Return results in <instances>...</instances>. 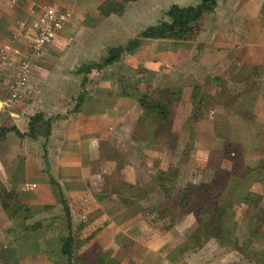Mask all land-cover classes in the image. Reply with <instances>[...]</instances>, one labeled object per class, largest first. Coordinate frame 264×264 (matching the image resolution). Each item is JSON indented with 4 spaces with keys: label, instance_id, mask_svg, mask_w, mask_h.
I'll list each match as a JSON object with an SVG mask.
<instances>
[{
    "label": "crops",
    "instance_id": "1",
    "mask_svg": "<svg viewBox=\"0 0 264 264\" xmlns=\"http://www.w3.org/2000/svg\"><path fill=\"white\" fill-rule=\"evenodd\" d=\"M50 1L44 4L55 5L61 18L38 56L29 40L15 33L21 27L29 32L26 29L31 26L22 20L29 22L42 1L0 0V99L11 87H16L13 80L17 62L25 59L28 69L23 84L16 87L20 99L0 109V128L7 129L0 139V208L3 205L17 209L18 217L36 225L35 229L27 230L25 238L19 230L15 236H9L8 246L1 244L3 234L0 233V262L8 255L9 259L3 261L8 264H53L48 256L51 251L60 255L61 240L67 234L62 199L68 210L70 228H74L73 264H99L104 262L98 259L103 256H108L112 264H255L252 259H244L239 249L221 246L214 238L200 247H187L188 236L196 223L191 213L177 205L181 183L177 187L180 189L174 188L170 196L179 214L170 226L163 228L162 221L166 218L155 215L156 210L148 207L146 195L153 190L162 194L153 175L158 170H167L169 163H143V169L122 165L118 171L113 145L124 138L119 135L120 131L129 133L138 114L154 118L151 111L158 100L149 104L150 110L138 103L146 86L154 80L164 82L158 88L155 86L158 96L162 89L178 85L173 87L183 111L177 112L181 120L174 123L175 129L182 125L185 128L193 85L199 87L203 97L223 94L236 97L247 82L255 81L250 92L254 91L248 110L249 125L230 126L240 129L241 159L239 164L235 163L239 171L236 173L248 184L238 190L239 199L233 201L231 209L223 205L222 198L219 204L224 209L223 225L232 229L237 245L247 243L249 254L258 251L264 244H255L257 238L264 241V219L255 218L257 208H264V167L258 165L264 161V24L258 20L264 0H236L238 6L229 11L226 23L209 24V33L200 40V34L206 29L204 20L213 19L217 0L213 11L203 15L194 39H144L131 54H121L116 61L84 74L72 71L81 64L99 63L107 48L123 45L133 38L131 32L139 33L146 27L140 24L146 11L160 13L173 4L185 6L181 2L191 0H153L155 5L148 8L145 3L151 0H112L124 1L119 12L110 9L101 12L99 6L105 0ZM198 1L193 0L192 4ZM87 16L93 19L85 21ZM117 16L121 19L115 28L111 20ZM113 39L118 43H111ZM92 49H103L100 61H93L97 56L88 57L93 56ZM6 62L12 65L7 66ZM241 104L239 101L234 111L238 117L234 121H244L238 115ZM214 112L225 116L228 108L218 99L209 115L197 118L188 127L189 135L192 137L194 130L195 135L206 129L214 136L215 129L225 127L214 120ZM36 113L44 119L51 117L46 137L37 132L32 136L28 133L29 118ZM182 140L176 135L177 144L181 145ZM5 145L9 147L3 151ZM125 158L129 161L127 155ZM140 159L137 157L138 162ZM246 168L251 170L246 172ZM113 179H121L127 185L137 183L144 197L132 202L125 199L124 203L112 188L117 183ZM185 181L206 182L193 178ZM246 192L259 196L256 208L241 201ZM3 219L8 221L7 216L0 215V232L10 226L4 225ZM247 224L249 228L256 225L259 230L250 236L243 232ZM75 253L79 262L73 261ZM88 255L91 261H86Z\"/></svg>",
    "mask_w": 264,
    "mask_h": 264
},
{
    "label": "rangeland",
    "instance_id": "2",
    "mask_svg": "<svg viewBox=\"0 0 264 264\" xmlns=\"http://www.w3.org/2000/svg\"><path fill=\"white\" fill-rule=\"evenodd\" d=\"M42 4L44 3H52L50 0H41ZM193 0L189 2H181L180 5H192ZM180 3V2H179ZM218 7L216 8V12L214 15H211V18L213 19H207L204 20V29L205 33L202 31L200 34L199 38L200 40H203L204 37L209 33V24H215V25H223V23H226V21L229 18V11H231L234 7L238 6V3L236 0H218ZM159 4V2H157ZM147 8L149 6H154L155 2L153 0L147 1L145 3ZM131 6V5H130ZM263 11L259 13L258 20L259 23L264 24V6L262 7ZM36 10L37 8L34 9V14L32 15L31 19L29 22H26L25 20L24 23H28L29 26H32L34 20L36 19ZM165 11H161L160 13L157 11L151 12V11H146L145 17L140 18V24L144 23L146 26L156 23L161 19H165ZM91 18L90 16H87L85 18V21H90ZM121 19L120 17H114L111 20V25L115 28L118 26V21ZM129 19L132 20L130 17ZM141 19L143 21L141 22ZM59 21V20H58ZM57 21V24H58ZM20 23V22H19ZM18 23V25H19ZM56 23V22H55ZM56 24V26H57ZM136 24V23H135ZM140 25H136V27H139ZM29 32L32 31V28L29 27ZM56 30V29H55ZM28 32V36L31 38V35ZM139 33L137 32H131L130 36L136 37ZM214 34V33H212ZM55 35V34H54ZM117 33L113 37L115 39ZM29 38V39H30ZM111 40V43L114 42V44H117L118 40ZM73 42V41H72ZM125 42V41H124ZM109 43V42H108ZM123 43V42H122ZM125 44V43H124ZM95 50L92 52L93 56H88V57H96L93 59V61H100L102 58V55L104 53L103 49L98 50V49H92ZM38 52V56L39 53ZM92 61V62H93ZM86 64H81L80 67H76L77 70L72 71L75 73L81 72L83 66ZM164 82L160 81H152L150 82L149 86H146L147 88L144 91V95L148 94V97L152 98L153 101H149L152 99H149L148 103L153 105L155 100H159L162 104H164V108L166 110V116L162 117L161 119L159 116H154V118H146V115L138 114L137 117L134 120L133 127L130 128L129 133H122L121 131L119 132L122 137L121 142L113 145V148L115 149L114 152V158H115V163H116V170L119 171V167L122 165H127L130 166L132 169L136 166H140L139 168L143 169V163L146 164H153L156 163L157 165H163L166 162L169 163V167L175 172H176V178L175 182L173 183L172 186L176 189L179 186V183L184 185L186 183L185 178H193V180H201V181H206V182H212L215 187L221 189L220 192V198H222L223 205L229 207L231 209V205L233 201H237L239 199L240 193L238 190H240L242 187L246 186L248 184V181H243L242 177L243 176H238V171L235 175V173H230L229 169L231 164L233 163H238L241 159V153H239V145H240V129L232 128L230 126L235 125V126H241V125H249V121L251 118V114L249 113V108L251 107V100L253 96H251L252 93H250L253 88L255 87V81H250L246 83V86L244 89L241 91V94L237 95L236 97L233 96H227L226 94H223L222 97H210L208 95H205L204 97L202 96L201 93L195 98L194 100L191 101V110L188 113L187 120L185 123V128L182 126L175 129L174 123L181 120V115L178 116V111L179 114L182 113V104H180L179 101H177L178 96L175 92V88L173 86H178V85H172L169 88H164L161 90L160 96L155 94V86L160 87ZM25 84V81H24ZM132 87V86H131ZM174 89H172V88ZM170 90L173 96H169L170 94L168 93ZM173 90V91H172ZM250 93V94H249ZM204 94V93H203ZM246 94V95H244ZM141 95V94H140ZM139 95V97H140ZM157 96V97H156ZM157 98V99H156ZM217 98V99H216ZM139 99V98H138ZM218 99L223 102L227 108H228V113L224 116L219 114L218 112H214L213 114H216L214 117V120L217 122H220L219 124H224L225 127H221L219 129H215L213 131L214 136H211L210 132L204 128L203 131L200 134L198 132L195 133V130L192 131V137L189 135L188 127L192 126V124L195 122V120L203 115H209V110L212 109V107L215 106L216 103H218ZM176 100V101H175ZM200 100V103H199ZM241 101L242 104L240 105L241 110L238 112V115L242 119H244L243 122L234 121V118H238L236 116V111L238 102ZM173 103V106L170 108L171 104ZM176 102V103H175ZM188 107V106H187ZM194 109V112L191 115L192 110ZM148 110V109H147ZM218 114V115H217ZM55 115V114H52ZM44 116L47 117L46 113ZM225 119V121H224ZM172 124V128H171ZM239 126V127H240ZM41 128V129H40ZM39 132L38 134H41L44 130V126L38 127L37 129ZM210 137H208V134ZM176 135L179 138H183L182 144H177L176 143ZM187 136V137H186ZM214 137V138H213ZM214 142V143H213ZM213 145V147L209 150V146ZM215 146V147H214ZM9 147V146H8ZM8 147L3 146L2 150H7ZM177 152L174 153V152ZM111 154V152H108V155ZM206 154V157H205ZM125 155L129 157V161L126 160ZM110 156V155H109ZM240 156V157H239ZM137 157H141L140 161H137ZM157 158V161H156ZM176 158V161H175ZM245 160H248L249 157H244ZM122 166V167H124ZM167 166V167H168ZM129 167V169H131ZM168 167V168H169ZM138 168V167H137ZM234 174V175H233ZM239 178V179H237ZM249 180V178H246ZM245 179V180H246ZM114 185H112V188L119 193L120 196H122L125 199L128 200H133L139 197H144V193L137 188L135 190L134 188L137 187V183L134 185H127L124 183V181L113 179ZM246 183V184H245ZM146 199L148 200V207L155 209L156 214L155 215H160L161 217H165L166 220L162 221V227H168L171 225V223L174 221L173 219L179 214V209L175 206V201H173V198H165L163 193H159L158 191H150L146 195ZM127 200V201H128ZM0 208V215L2 218H6L8 221H3V224L8 227L6 230L2 229L1 234H3V241H1V244L3 246H8L9 245V236L13 237L14 233L19 230V233H22L21 235H24V238L26 237L25 235L27 234V230L35 229L36 225L31 224L30 221H25L22 220L19 215L17 214V209H13L10 206H3ZM229 209V210H230ZM8 224V225H7ZM260 226V225H259ZM27 227V229H26ZM258 226H253L252 228H249V224H247L245 230L243 232L251 234L250 236L253 235L252 232L256 233ZM74 231V228H70V233ZM262 231V230H261ZM68 232V231H67ZM10 234V235H9ZM18 234V233H17ZM15 236V235H14ZM5 237V238H4ZM23 241V240H22ZM227 242H231V240H227ZM264 242L262 239L257 238L255 241V244H261ZM232 244V243H230ZM52 246V244H51ZM75 244L73 246V250L75 248ZM57 247V244H56ZM236 249H239L240 252H242V255L244 256V259L247 261H250L251 254H249V248L247 246V243L245 242L240 243V245H236ZM247 247V248H246ZM91 249L92 247H88ZM251 249V248H250ZM245 251V253H244ZM251 253V252H250ZM75 253L73 257L74 262H79L80 258ZM89 257L87 258L86 261H91V255H88ZM3 264H8V262H3L4 260L9 259V256L7 255V258H1ZM48 259L53 262V264H65L64 263V258L61 257L60 255H56L55 252L50 253V256H48ZM104 260V264H112V260L109 259L108 256H103L101 258ZM0 262V264H2Z\"/></svg>",
    "mask_w": 264,
    "mask_h": 264
},
{
    "label": "trees",
    "instance_id": "3",
    "mask_svg": "<svg viewBox=\"0 0 264 264\" xmlns=\"http://www.w3.org/2000/svg\"><path fill=\"white\" fill-rule=\"evenodd\" d=\"M216 1L217 0H199L197 3L192 5H171L165 11V19H161L156 23L146 26L136 37L128 39L125 44L107 48L105 56L99 63L85 65L79 71L84 74L92 68L99 69L116 61L121 54H131L135 51V49H137L144 39L163 38L182 41L194 39L200 29V21L203 15L213 11L216 6ZM123 4L124 1L114 2L112 0H105L99 7L101 12H104L106 9L119 12ZM198 95L199 87L197 85H193L191 90V100L197 98ZM148 100V95H143L139 98L138 103L141 107L149 109L150 105ZM195 112L193 109L191 115ZM151 113H153L154 116H159L163 119L162 117H165L167 112L164 108V104L158 100L153 106ZM50 119L51 117L44 119L40 113L32 115L27 124L29 135H34V133L39 132L37 130L38 127L44 126V130L41 135L46 137L48 134ZM6 131V128H0V139L4 136ZM258 165L259 167H264V161H260ZM237 168L238 165L233 163L230 166L229 172L235 173ZM250 170V168H246V172H249ZM153 178L164 197L169 198L174 189V186L172 185L176 178L175 170L173 171L170 167L165 171L158 170L153 175ZM134 189L137 190V187ZM220 192L219 188L215 187L212 182H186L181 188L177 198V205L184 212L191 213L196 223L194 230L188 236L186 243L188 248L194 249L200 247L210 238L216 239L221 246H231L233 248H237V242L234 239L232 229L226 228L223 225L222 219L224 209L219 204ZM5 196L8 197L9 194ZM121 199L125 203V200L122 197ZM128 201L132 202V200ZM241 201L249 207L256 208L259 196L252 192H246L241 198ZM61 204L66 218L68 232L61 240L59 253L61 257L64 258L65 264H73L71 258L75 241L70 233L68 210L62 199ZM255 218L259 221H263L264 208H257ZM228 239L231 240V242L228 243ZM251 258L254 260L255 264H264V244L260 246L258 251L251 252ZM98 259L101 260V257ZM99 264L104 263L99 261Z\"/></svg>",
    "mask_w": 264,
    "mask_h": 264
},
{
    "label": "built area",
    "instance_id": "4",
    "mask_svg": "<svg viewBox=\"0 0 264 264\" xmlns=\"http://www.w3.org/2000/svg\"><path fill=\"white\" fill-rule=\"evenodd\" d=\"M36 8L37 16L31 26L32 31L29 32L30 34H32L31 38L28 36V32H26L22 27L18 29V31L15 33V36H21L28 39L32 46V51L35 54H38L42 47L46 46L49 43L53 31L56 27L57 21L61 18V13L53 4H41ZM26 63L27 62L25 61V59H21L17 62L18 68L16 69L17 72L13 80V84L17 88L23 84V80L28 73ZM6 64L7 66L12 65V63L10 62H6ZM13 87L10 88L6 96L0 99V109L9 107L20 99L18 89L16 87Z\"/></svg>",
    "mask_w": 264,
    "mask_h": 264
}]
</instances>
